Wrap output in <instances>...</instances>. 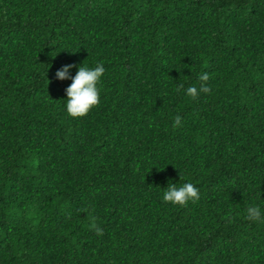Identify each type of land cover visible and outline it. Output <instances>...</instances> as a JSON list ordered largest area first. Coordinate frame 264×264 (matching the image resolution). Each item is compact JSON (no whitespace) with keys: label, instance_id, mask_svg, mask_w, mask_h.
I'll use <instances>...</instances> for the list:
<instances>
[{"label":"trees","instance_id":"obj_1","mask_svg":"<svg viewBox=\"0 0 264 264\" xmlns=\"http://www.w3.org/2000/svg\"><path fill=\"white\" fill-rule=\"evenodd\" d=\"M97 62L71 118L55 73ZM186 182L198 201L162 200ZM253 205L264 0H0V264H264Z\"/></svg>","mask_w":264,"mask_h":264},{"label":"clouds","instance_id":"obj_2","mask_svg":"<svg viewBox=\"0 0 264 264\" xmlns=\"http://www.w3.org/2000/svg\"><path fill=\"white\" fill-rule=\"evenodd\" d=\"M72 64L63 65L55 73L58 80L70 79L71 83L65 89L66 104L65 111L71 118L78 119L86 116L89 111L100 103V88L98 87L105 73L102 63L97 62L95 67L78 66L74 76L71 75ZM201 81L199 89L196 86H189L185 94L196 100L201 93H210L211 89L207 85L209 80L208 73L204 72L198 76ZM181 118L176 116L173 121V127L179 126ZM199 191L191 183H184L177 187L172 183L166 187L163 192L162 200L172 205L184 206L189 202L195 203L199 200ZM246 219L254 223H264V212L258 206H249L246 209ZM99 232V229L97 230ZM102 234V233H101Z\"/></svg>","mask_w":264,"mask_h":264}]
</instances>
